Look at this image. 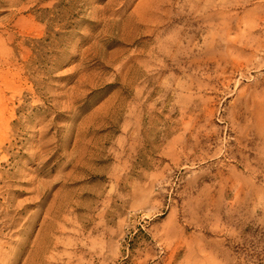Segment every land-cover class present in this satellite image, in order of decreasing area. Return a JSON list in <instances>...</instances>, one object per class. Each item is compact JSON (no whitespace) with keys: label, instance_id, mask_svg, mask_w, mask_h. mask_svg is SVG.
Here are the masks:
<instances>
[{"label":"rangeland","instance_id":"374dc122","mask_svg":"<svg viewBox=\"0 0 264 264\" xmlns=\"http://www.w3.org/2000/svg\"><path fill=\"white\" fill-rule=\"evenodd\" d=\"M0 264H264V0H0Z\"/></svg>","mask_w":264,"mask_h":264}]
</instances>
